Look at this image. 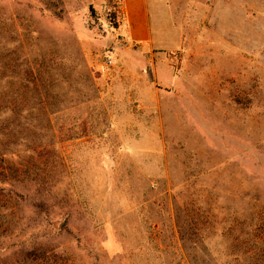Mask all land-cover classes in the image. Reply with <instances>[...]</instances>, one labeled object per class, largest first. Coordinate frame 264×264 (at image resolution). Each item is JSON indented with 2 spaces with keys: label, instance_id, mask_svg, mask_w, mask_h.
<instances>
[{
  "label": "rangeland",
  "instance_id": "1",
  "mask_svg": "<svg viewBox=\"0 0 264 264\" xmlns=\"http://www.w3.org/2000/svg\"><path fill=\"white\" fill-rule=\"evenodd\" d=\"M145 9L0 0V234L34 264H264V0Z\"/></svg>",
  "mask_w": 264,
  "mask_h": 264
},
{
  "label": "trees",
  "instance_id": "2",
  "mask_svg": "<svg viewBox=\"0 0 264 264\" xmlns=\"http://www.w3.org/2000/svg\"><path fill=\"white\" fill-rule=\"evenodd\" d=\"M1 183V182H0ZM1 189V187H0ZM1 191H5L2 190ZM18 237H16L14 234L10 233L8 234L7 232H3L2 234H0V264H29V262L27 260H30L32 264H34L36 262V259L33 258V256H31L34 253H31L30 256H27L26 258H19L18 253H23V245L19 243ZM12 240V241H9ZM10 242V243H8ZM5 243H7L6 245H4ZM34 251V250H33ZM50 252L55 253L54 249H51ZM51 253V254H52ZM45 254L47 255L48 252ZM38 260V259H37ZM52 264H57V262H52Z\"/></svg>",
  "mask_w": 264,
  "mask_h": 264
},
{
  "label": "crops",
  "instance_id": "3",
  "mask_svg": "<svg viewBox=\"0 0 264 264\" xmlns=\"http://www.w3.org/2000/svg\"><path fill=\"white\" fill-rule=\"evenodd\" d=\"M123 4L128 12H130L131 9L134 10L135 8L141 14V18H137L136 20L134 18L128 17L127 22L129 23V25H140V23L141 25L145 24L144 13L146 10V0H123Z\"/></svg>",
  "mask_w": 264,
  "mask_h": 264
}]
</instances>
